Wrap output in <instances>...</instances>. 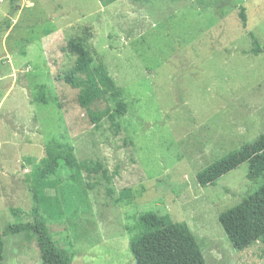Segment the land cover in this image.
I'll use <instances>...</instances> for the list:
<instances>
[{
    "label": "rangeland",
    "instance_id": "rangeland-1",
    "mask_svg": "<svg viewBox=\"0 0 264 264\" xmlns=\"http://www.w3.org/2000/svg\"><path fill=\"white\" fill-rule=\"evenodd\" d=\"M76 39L121 90L117 128L91 124L63 82ZM263 132L264 0H19L13 13L0 0V235L12 209L30 221L38 191L62 213L41 211L72 264H132L146 212L185 223L207 264H264V244L237 252L218 222L262 180L243 163L214 185L195 181ZM50 141L72 147L78 185L46 177ZM2 241L1 264H40L32 234Z\"/></svg>",
    "mask_w": 264,
    "mask_h": 264
},
{
    "label": "trees",
    "instance_id": "trees-1",
    "mask_svg": "<svg viewBox=\"0 0 264 264\" xmlns=\"http://www.w3.org/2000/svg\"><path fill=\"white\" fill-rule=\"evenodd\" d=\"M18 2L19 0H9L11 13L16 11ZM238 16L244 27L246 16L243 8H240ZM249 36L253 40L252 53L256 54L259 51L258 46L254 36ZM64 51L72 58V65L64 73L63 82L70 89L77 90L78 107L85 111L91 124L98 125L106 119L113 128H117L118 118L126 113L121 90L106 75L101 63L93 66L94 61L83 41H68ZM109 98L114 100V108L108 106ZM40 100L43 101L42 98ZM102 104L105 105L104 109L100 108ZM243 163L248 165L246 179H261L262 182L238 204L218 216L222 230L237 252L245 251L257 243L264 244V132L253 141L207 165L195 175L196 183L204 188L214 185L217 180ZM46 168L47 178L53 176L61 180L64 174L65 179L72 184L78 185L81 181V165L76 162L71 146L48 142ZM99 170L103 180L111 184L114 175L109 176L97 164L93 171ZM34 198L37 205L30 213V221H23V211L11 210V215L17 222L6 226L0 235V264L4 251L2 238L21 234H32L36 237L40 264H72L75 253L58 247L52 240L41 211L52 220L60 218L62 213L57 205L47 201L38 191L34 193ZM139 219L143 231L131 238L128 244L132 264H207L199 244L185 223H174L152 212L140 215Z\"/></svg>",
    "mask_w": 264,
    "mask_h": 264
}]
</instances>
